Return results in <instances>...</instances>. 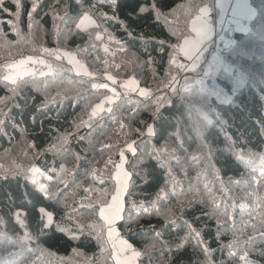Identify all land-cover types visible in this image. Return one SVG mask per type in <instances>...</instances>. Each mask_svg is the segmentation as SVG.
I'll return each mask as SVG.
<instances>
[{
	"label": "snow or ice",
	"instance_id": "obj_1",
	"mask_svg": "<svg viewBox=\"0 0 264 264\" xmlns=\"http://www.w3.org/2000/svg\"><path fill=\"white\" fill-rule=\"evenodd\" d=\"M12 2L15 4L18 20L22 5L20 0ZM123 4L124 0H72L71 3L58 0V4L52 6L53 20L62 21L64 28L61 30L55 23L53 25L56 47L33 49L40 55H28L5 65L6 75L3 79L12 96L0 100V104L8 107L7 101H15L20 92L31 84L45 92V100L39 107L47 108L50 104H57L58 107L67 109L82 104L83 112L70 126L74 131L63 129L57 133L55 143L49 137L47 147L36 142L28 144L36 159H42L46 153L53 152L54 155H61L63 161L72 168L58 169L54 163L48 164L45 161V170L36 166L24 170L26 178L30 173L31 183L39 189L38 192L25 195L33 196L44 206L39 207V219L32 225L33 231L29 232V225L20 218V213L17 212L13 217L10 201L9 205L0 209V226L9 225L13 236L17 230H21L22 235L12 240L7 232L0 234L4 235L7 242L19 245L21 251L26 250L29 256L35 257H26L21 264H44L41 259L44 249L37 241L45 236L49 240L53 238L45 232L53 224L52 212L47 210L51 202L62 207L68 219L75 218L74 226L79 234L70 235V239L78 240L81 235L95 238L104 264L109 259L113 264H216L217 252L221 255L227 252L232 257L236 255L233 249L241 244L245 245L240 257L243 264H260L258 260H250L249 255L254 252L257 257L264 258V154L257 155L251 151L247 153L249 162L260 161L259 172L256 168L242 172L237 167L234 175L238 178L229 177L224 181L220 178V170L211 164L214 148L209 131L213 126H222L227 122L225 114L218 110L219 103H235L245 89L252 93L259 91L260 99L264 101V49H256L251 43L240 46L229 35L242 32L248 34L252 41L257 38L264 40V0H259L258 3L256 0H190L187 6H182L186 9L188 19L182 28L176 26L171 29L175 43L159 41V50L163 51L167 43L171 53L162 87L154 90L141 87L135 77L118 82L113 75L106 74L103 75V82H98L100 77L89 71L77 58L80 53H87L89 47H95L94 44L80 45L75 50L61 47V44L66 45L73 36L88 32L89 29H97L96 40L103 41L104 35H107L110 41H115L118 45L117 51L126 52L127 49L105 26L110 21H116L129 37L134 35L135 27L129 24L128 19L120 18ZM39 7L40 0H31L27 12L30 32ZM0 10L9 12L5 7V0H0ZM149 11V8L138 5L134 10V19H146ZM151 11L154 12V19L160 18L161 12L156 3H153ZM48 14L45 12V15ZM7 23L13 33L23 40L24 36L19 32L18 25L13 24L12 20ZM73 25L79 31H74ZM49 35L51 33L41 28L38 38L43 40ZM137 35L142 39L150 34L141 29ZM0 41H4L6 47H12L3 36H0ZM148 47L149 44L145 43V51ZM103 52L105 56L115 55L107 45ZM227 52L232 53L236 59L225 56L224 53ZM148 55L151 56V53ZM47 58H51L52 62ZM257 61L259 68L255 66ZM104 63L108 65V60L105 59ZM113 66L119 68L118 64ZM65 72L83 78L76 82L78 88L71 97L64 85L66 82L72 84L73 81H66L62 75ZM49 75H53L51 80H45L41 85L36 84L37 76ZM25 77H32L33 80L25 81ZM118 83L122 92L113 87ZM49 89H56L55 95H48ZM99 89H106L110 95H105L99 103L93 105L92 97L95 92L92 90ZM122 97H127V111H121L122 105L117 106V101ZM64 101H68L67 105H64ZM243 103L241 100L240 104ZM240 104L236 107L240 108ZM13 106L19 107L15 103ZM185 118L192 123L199 140L195 152H189L185 147V140L178 130L179 126L186 123ZM12 120L7 112L0 111V135H7L6 121ZM12 126L16 127L15 121ZM81 129H88V132L78 134ZM85 140L88 144L86 150L72 149L73 141ZM113 140L121 142L113 143ZM153 140L156 143H152ZM168 140H173L174 144L169 145ZM160 141H164L162 148L157 147ZM138 149H142L140 156L137 155ZM169 150L175 166L171 165V160L168 162L164 186L149 193L147 203L144 200H131L126 209L124 198L125 195H130L129 185L135 183L133 174L140 175L148 183L151 173L141 166L150 159L160 162L159 153ZM86 152H92V157L88 158ZM112 153L118 156V160L113 159ZM128 154L136 159L130 162ZM234 155L239 163H245L244 153L236 152ZM205 160L214 169L223 200L211 191L209 183L204 184L206 197L193 184L183 183L190 175V167L197 169L196 179H200L202 172L199 167ZM101 164L108 170L107 176L101 174L98 167ZM20 174L4 170L0 172V184L10 176ZM37 176L48 181V185L40 183ZM66 177H72V180L69 181ZM105 179L114 181L111 190L93 186L97 183L103 185ZM85 183L88 184L87 187L84 186ZM233 188L239 199H247L249 204L255 205L248 212L251 219H240L239 224L236 209L246 205L231 199L229 192ZM78 189H82L84 193L79 199L76 198ZM194 208H199L208 221L215 222V247L202 238L203 229L193 227L200 219L199 216H194L191 221L185 218L188 211ZM85 216L87 219H81ZM154 217H161L162 222L157 221L153 225ZM142 220L147 225L145 234L140 237V247H134L125 237L135 238ZM174 231L176 239H172ZM190 238L195 240V244ZM224 239L228 243L225 244ZM103 253L107 255L104 256ZM4 264L13 262L5 260ZM219 264L232 262L221 258Z\"/></svg>",
	"mask_w": 264,
	"mask_h": 264
},
{
	"label": "trees",
	"instance_id": "obj_2",
	"mask_svg": "<svg viewBox=\"0 0 264 264\" xmlns=\"http://www.w3.org/2000/svg\"><path fill=\"white\" fill-rule=\"evenodd\" d=\"M59 2H65V0H59ZM66 2L71 3L72 0H66ZM189 2L190 0H124V4L120 11V18L128 19L129 24L135 27L134 35L129 37L116 21H110L105 26L108 32H111L116 37V40L120 41V44L127 49L126 52L117 51L118 45L115 41H110L107 35H104L103 41L96 40L95 35L98 31L97 29H89L88 32H82L78 36H73L68 39L66 45L61 44V47L66 50H75L77 46L80 45L94 44L95 47H89L87 53H80L77 58L88 67L89 71L100 77L98 82H103V75L106 74L113 75L118 82L135 77L142 87H148L154 90L158 87H162L164 74L168 68L171 49L167 46V43H175V38L171 35V29L176 26L181 28L184 26L188 18L186 9L182 6H187ZM256 2L258 3L259 0H256ZM20 3L22 9L18 20L15 15L16 7L12 0H5V7L9 10L11 15H9V12L0 10V36H3L4 39L12 45V47H6L4 41H0V100L12 96L8 87H5L6 82L3 79L4 75H6L5 65L25 58L28 55H40L38 51H33V49H39L40 47H56L53 25L55 23L61 30L64 28L62 21L59 19L53 20L52 6L57 5L58 0H40V7L37 9V14L34 15V23L31 32L28 29L27 15L31 6V0H20ZM153 3H156L161 12L159 19H154V12L151 11ZM138 5L150 9L149 13L146 14V19H134V10ZM45 12L49 14L45 15ZM73 15H75V13H73ZM213 15L215 16V13ZM8 20H12L13 24L18 25L19 32L24 36L23 40L13 33L7 23ZM41 28L51 33V35L40 40L38 37ZM141 29L150 35L143 36L142 39L139 38L137 34H140ZM73 30L79 31L75 29L74 25ZM229 35L235 43L240 46H246L251 43L256 49H264V40L260 38L252 41L248 34L239 32H233ZM159 41L167 42L163 51L159 50ZM145 43L149 44L147 51H145L144 48ZM105 45L108 46L110 52L115 53L114 56H105L103 52ZM148 53H151V56H149ZM224 54L230 59H236L230 52ZM47 59L49 62H52L51 58ZM105 59L108 60V65H105ZM147 60H151L152 62L146 63ZM117 64L119 68L113 66ZM255 66L256 68L260 67L259 61H257ZM36 67L38 68L39 66ZM62 75L65 77L66 81L68 79L73 81L72 84L66 82L64 87L68 90L70 97L75 95V89L78 88L76 82L83 78L77 77L71 72H65ZM52 78L53 75L45 77L37 76L35 82L37 85H41L43 81L51 80ZM24 80L31 81L33 78L25 77ZM113 87H116L118 92L123 91L119 83ZM92 91L95 92V95L92 97L93 105L99 103L105 95H110L106 89ZM55 92L56 89H49L48 95H55ZM260 95L259 91L252 93L245 89L243 95L236 99L235 103L217 102L219 103L218 110L225 114V120L227 122L222 126L217 124L209 131L214 148V154L211 156V164L215 166V169L220 170V178L224 181H227L229 177L233 179L238 178L234 175V169L237 167H239L242 172L248 171L251 168H256L257 172L260 170V161L252 160L249 162L247 156L249 151L257 155L264 154V101H261ZM44 100L45 92L39 87H33L30 84L23 92H20L19 96L15 98V101L12 99L7 101L8 107L0 104V111L7 112V114L13 118L12 121H6L7 127L5 131L7 135H0V166H2L0 167V172L9 170L21 173L20 175L10 176L7 181L0 184V209L9 205L11 201V212L13 217H15L17 212L20 213V218L25 224L29 225L27 229L29 232L33 231L32 225L39 219V207L44 205L38 202L33 196L25 195L26 193L38 192L39 189L31 183L30 173L27 174L26 178L24 170L29 169L31 166L40 167L42 170H45V161L48 164L54 163V166L58 169L64 167L71 170L72 166L65 163L61 155H54L53 152L46 153L42 159H36L33 151L28 148V144L36 142L43 147H47L49 145V137H51L52 142L55 143L57 133L63 129L74 131L70 126L83 112L82 104L67 109L63 106L58 107L57 104H50L47 108L39 107ZM126 100L127 97H122L117 101V106H123L121 111L128 110V105L125 103ZM241 100L244 101L243 104H240ZM13 103L19 105V107L13 106ZM67 103L68 101H64V105H67ZM237 104H240V108L236 107ZM57 116H59L58 119L56 118ZM33 118L35 119V123H33ZM185 119L186 123L179 126L178 130L185 140V147L189 152H195L199 140L192 127V123L187 121V118ZM13 121L16 122L15 128L12 126ZM87 132L88 129H81L78 134L82 135ZM45 134H48V136ZM188 137H191V139H188ZM132 138L137 137H129V139ZM120 142L121 141L113 140V143ZM152 143H156V141L153 140ZM168 144L173 145L174 141L168 140ZM163 145L164 141H160L157 147L162 148ZM87 147L88 144L86 140L72 142V149L74 151L86 150ZM150 147L151 145H149V150ZM236 152L245 154L244 164L236 160L234 155ZM85 154L88 158H91L93 155L92 152H86ZM141 154L142 149H138L137 155L140 156ZM128 155L130 162L136 159L131 157V154ZM112 156L113 159L118 160V156L115 153H112ZM159 156L160 162H157L156 159H150L145 165L141 166L145 168L147 172L151 173V175L148 176V183H145L140 175L133 174L132 179L135 183L134 185H129L128 193L130 195H125L124 198L126 209L131 200H144V202L147 203L146 197L148 194L154 193L158 191L160 187L164 186L167 180L166 168L168 167V162L171 160V152L170 150L169 152L161 151ZM97 158L100 159V157ZM104 159H106V156ZM171 165L173 167L175 166L174 160H171ZM98 167L102 175H108V170H105L102 164ZM196 170L197 169L194 167H190V175L183 183L185 185L188 183L193 184L205 197L207 196V192L204 191V184L209 183L211 185V191L223 200L224 197L219 191V182L215 179L214 169L208 164L207 160L199 167V170L202 172L199 180L196 179ZM77 176H79V173H77ZM36 179L40 183L46 185L49 183L39 176H37ZM66 179L71 181L72 177H66ZM113 184V180L105 179L103 185L97 183L93 186L111 190ZM50 186L51 185H49V187ZM84 186L87 187L88 184L85 183ZM81 195H84V193L82 189H78L76 198L79 199ZM229 196L234 202L246 205L244 208L236 209L238 224L240 219H251V217L248 216V212L251 208H254L255 205L249 204L247 199H239L235 188L229 192ZM40 200H43V197H40ZM69 203H71V200H69ZM49 205L47 210L52 212L53 224L50 228L45 229V232L53 238L49 240L45 236L37 241L40 247L44 249V254L41 257L44 264H104L95 238L81 235L78 240L70 239V235L79 234L74 226L75 218L68 219L62 207L51 202H49ZM194 216H199L200 219L193 224V227L203 229L201 234L202 238L215 247V222L208 221L207 216L201 214L199 208L189 210L185 218L191 221ZM81 219H87V217H81ZM157 221L162 222V218L154 217L152 221L153 225H155ZM145 227H147V225L142 220L135 238H125L129 239V242L132 243L134 247H140L139 240L140 237L145 234ZM257 227H259L258 224ZM9 228V225L0 226V233L7 232V235L11 237L12 240H14L16 236L22 235V231L17 230L15 236H13ZM121 233L123 235L122 230ZM180 234L183 235L184 233ZM256 235L258 236L259 234L256 233ZM172 239H176L175 231L173 232ZM190 239L192 243L195 244V240L192 238ZM223 242L226 244L228 240L224 239ZM73 249L76 251L74 252ZM244 250L245 245L241 244L233 249V251L236 252L235 256L230 257L227 252H224L222 255L217 252L215 254L216 264H219L221 258L231 261L232 264H243L240 257L243 255ZM10 253L13 255H9ZM102 255L106 256L107 253H103ZM26 257L35 259L34 256H29L26 250L21 251L19 245L7 242L4 235L0 234V264H4L5 260L12 261L13 264H21ZM249 259L258 260L260 264H264V258L257 257L254 252L250 253ZM107 264H113L112 260L109 259Z\"/></svg>",
	"mask_w": 264,
	"mask_h": 264
},
{
	"label": "rangeland",
	"instance_id": "obj_3",
	"mask_svg": "<svg viewBox=\"0 0 264 264\" xmlns=\"http://www.w3.org/2000/svg\"><path fill=\"white\" fill-rule=\"evenodd\" d=\"M239 33H242V32H239ZM29 67H32L31 65H29ZM141 86V85H140ZM142 87V86H141ZM130 243V242H129Z\"/></svg>",
	"mask_w": 264,
	"mask_h": 264
}]
</instances>
